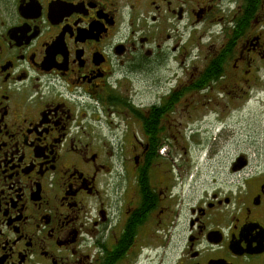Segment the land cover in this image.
<instances>
[{"label":"flooded vegetation","instance_id":"af4514ba","mask_svg":"<svg viewBox=\"0 0 264 264\" xmlns=\"http://www.w3.org/2000/svg\"><path fill=\"white\" fill-rule=\"evenodd\" d=\"M258 114L264 0H0V264H264ZM217 128L226 176L182 193Z\"/></svg>","mask_w":264,"mask_h":264},{"label":"rangeland","instance_id":"374dc122","mask_svg":"<svg viewBox=\"0 0 264 264\" xmlns=\"http://www.w3.org/2000/svg\"><path fill=\"white\" fill-rule=\"evenodd\" d=\"M235 120L238 125L237 128H234V139L242 141L247 138L245 136L247 130L244 132L241 126L244 127L249 122V118L244 116ZM254 121L263 135L264 115L258 114ZM217 131L219 128L209 131L207 134L196 136V138H192L190 133L182 132V147L179 152L181 168L180 171L175 170L176 181L182 185V193L194 191L195 196H198L208 188L212 176H216L218 179H223L226 176L228 165L238 151L226 148L223 138L219 137ZM202 141L206 143L204 149L196 144H200Z\"/></svg>","mask_w":264,"mask_h":264}]
</instances>
